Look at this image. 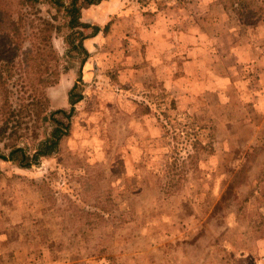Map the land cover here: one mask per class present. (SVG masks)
Listing matches in <instances>:
<instances>
[{"label": "rangeland", "instance_id": "rangeland-1", "mask_svg": "<svg viewBox=\"0 0 264 264\" xmlns=\"http://www.w3.org/2000/svg\"><path fill=\"white\" fill-rule=\"evenodd\" d=\"M16 1L11 99L41 80L48 112L78 102L57 153L0 160V264H264V0H104L81 11L86 58L72 0ZM39 19L63 28L51 51ZM1 91L0 154L34 153L51 123L3 133Z\"/></svg>", "mask_w": 264, "mask_h": 264}, {"label": "trees", "instance_id": "trees-1", "mask_svg": "<svg viewBox=\"0 0 264 264\" xmlns=\"http://www.w3.org/2000/svg\"><path fill=\"white\" fill-rule=\"evenodd\" d=\"M13 1L14 0H3L5 3V9H0V24H4V29L0 30V38L4 41V45H2L0 51V62L3 61L4 63H7L4 67L7 74L0 73V87L4 98L3 104L5 106L4 113H2V122L5 127L3 133L6 134L9 131H13L11 128H15L22 119H27L34 124V122H38L42 116L45 115L44 118H47V121L51 123L53 129L47 139L36 145L34 153L30 154L27 149L14 145L10 147V153L8 156L0 154V160L11 161L20 168H31L33 165L38 164L42 157H49L58 152L62 140L70 133L71 118L75 111L74 106L78 100L74 98L73 92H71L69 96L71 109L69 112L66 110L48 112V109L46 110L48 99L44 91V86L47 84L46 81L43 82L41 80H38L35 86L34 96L36 101L34 100L31 103H27L21 92H19V95L14 101L11 99L10 92L7 89V86H9L14 77L11 73L10 65L14 58L20 54H30V51L24 52L23 50L24 43L27 38H29L27 30H25V24L26 26L28 24L26 20V12L23 10L15 11V4ZM30 1L33 0H17L16 4L23 9ZM102 1L104 0H82L80 3V0H72L68 5L61 3V1H57L60 7H64L66 13V28L68 29L66 39L69 48L71 51L77 50L79 53L84 54L85 58L88 56V52L86 51L83 42L87 37L81 30L88 26L81 22V11L82 9H88L91 6L97 5ZM39 23H41L45 29L42 30L39 29V27H35V36L40 39H47L48 43L46 45H43L42 43L35 44L38 49L37 52L45 51L46 47L51 51L52 46L50 40L52 34L55 32H61L63 28L59 26L57 27L49 20L39 19ZM51 83L54 82H50L49 85ZM43 104L45 105V108L43 107ZM59 116H61V118H59ZM34 128H36L35 125L33 126V132L36 131Z\"/></svg>", "mask_w": 264, "mask_h": 264}]
</instances>
